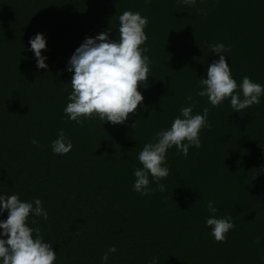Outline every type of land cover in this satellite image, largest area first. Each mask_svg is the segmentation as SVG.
<instances>
[{"label":"trees","instance_id":"1","mask_svg":"<svg viewBox=\"0 0 264 264\" xmlns=\"http://www.w3.org/2000/svg\"><path fill=\"white\" fill-rule=\"evenodd\" d=\"M125 11L148 18L150 76L138 85L137 114L115 126L69 121L70 57L109 28L119 40ZM38 33L46 69L29 50ZM218 43L238 85L244 76L264 85V0H0V194L42 201L48 219L30 215L28 224L52 244L54 264H102L112 246L108 264H264V96L238 113L230 100L212 107L196 95ZM188 106L193 115L209 109L201 147L187 157L168 150L165 191L150 183V196L134 192L144 144ZM60 129L73 144L62 156L51 149ZM208 201L235 225L225 242L205 227Z\"/></svg>","mask_w":264,"mask_h":264},{"label":"clouds","instance_id":"2","mask_svg":"<svg viewBox=\"0 0 264 264\" xmlns=\"http://www.w3.org/2000/svg\"><path fill=\"white\" fill-rule=\"evenodd\" d=\"M151 2L145 0L146 4ZM181 2L194 7L197 0ZM118 19L119 40L109 38L111 28L95 38L86 37L67 63L66 70L73 73L72 91L63 112L69 121L82 124L86 120L99 119L103 125L105 122L113 126L125 124L129 114H137L136 109L144 100L138 85L146 88L150 76L151 61L145 54L148 48L141 47L148 39L144 31L148 18L139 12L125 11ZM46 43V37L41 33L29 40V50L34 53L38 69L48 67L47 57L42 55ZM227 50L222 43L210 45V51L219 54V59L208 64L206 79L199 78L200 90L196 95L207 97L212 107H219L225 100H230L233 112L240 113L260 103L264 85L253 82L248 76H244L238 85L223 54ZM187 99L192 100L191 97ZM208 113L209 109L205 108L202 114L193 115V106L182 107L170 128L158 131L153 137L154 142L144 144L137 157L142 167L133 169L134 192L150 196L154 191L150 183H156L160 191H165L160 181L170 174L168 150L175 147L177 153L187 157L190 147L199 149V133L210 127ZM32 143L38 145L36 140ZM72 148L73 144L64 130H58L57 139L51 143L53 154L66 155ZM207 210L210 215L206 218L205 227L210 229L209 235L218 243L225 242L228 232L235 227L232 218H217L218 209L212 201H208ZM4 213H7V219L0 220V264H54L57 253L52 244L45 241L39 227L32 228L28 224L30 215L48 219L42 201L36 198L28 202L16 194H0V216ZM260 242L261 237L258 236L257 243ZM116 252L115 246L109 247L101 258L102 264H108L109 255ZM152 264H158L157 260L154 259Z\"/></svg>","mask_w":264,"mask_h":264}]
</instances>
